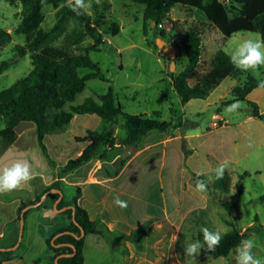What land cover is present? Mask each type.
Masks as SVG:
<instances>
[{"label":"rangeland","instance_id":"374dc122","mask_svg":"<svg viewBox=\"0 0 264 264\" xmlns=\"http://www.w3.org/2000/svg\"><path fill=\"white\" fill-rule=\"evenodd\" d=\"M65 5L62 4L58 8L50 5L44 8V20L41 24L43 30L51 31L55 28L59 19L57 12ZM85 14L99 19L100 22H117L120 33L116 36H105L101 51L89 53L90 58L99 64L106 81L100 79L88 81L85 90L72 104L80 105L88 98L97 99L98 96L112 88L115 99L124 112L132 115H147L149 118L175 123L185 116L189 121H196L200 127V134H204L202 138L191 143L197 148L196 153L185 167V173H181V168L178 166L176 178L177 184L181 180L184 183L189 182L188 174L190 175L192 171L203 174L204 177L192 176V189L184 197V221L182 224L178 221L174 229L169 228L167 259L156 264H176L177 256L179 264H235V250L227 258L208 259L207 251L204 249H201L196 258L185 257L184 245L196 241L198 232L203 228L219 231L222 237L232 228H236L241 233L247 232V239L252 238L256 242L257 247L253 250L255 254L264 257V87L254 90L248 97V101L258 105L261 119L252 116L253 107L248 102H243L246 108L238 113L226 114L224 111L227 106L225 103L233 99V87L244 84L249 75L264 81V67L256 73L241 72L235 77L227 78L219 88L211 92L207 99L192 100L183 112L179 98L174 92L170 74H180L188 61L183 47L178 43L177 36L172 31V25L168 21H163L161 24L163 28H161L154 21L146 20L145 7L131 0H102L100 5L93 2L92 7ZM22 18L23 6L20 0H0V28L12 35L11 43L0 52V65L3 63L9 65L0 75V92L27 76L33 68L30 53L21 54L14 50L15 46L25 44L24 36L17 32ZM169 18L182 27L207 21L201 11L190 12L179 6L171 11ZM77 27V21L73 19L65 21L52 35L51 45L66 47L75 54L84 53L79 48L93 43L89 36L76 46L67 43V36ZM161 30L167 32L166 38L163 39L177 50L173 71L170 69L172 61L169 56L157 48ZM259 38H262L261 35L251 32H239L229 38L216 30L207 32L203 36L200 74L203 75L209 71L212 57L218 51L223 50L230 55L231 51L243 40ZM80 72L85 75L91 70L81 69ZM194 81V79L190 80L191 83ZM164 90L168 92V100L162 94ZM213 114L220 115L221 122L218 118L213 120ZM77 118L72 126L65 129L70 135L83 132L84 125L90 130H95V119L84 115H78ZM189 121H184V127L192 126ZM3 128L4 125L0 123V131ZM32 128H37L34 123L23 122L16 128V133L26 135L20 142L23 140L27 142V160L32 172L46 173V160L38 145L37 133H32ZM97 129L100 130L101 126ZM117 129L122 132L119 126ZM115 134L119 135L120 132L116 130ZM46 145H48L47 142ZM77 146L75 141L69 142L67 153L72 159H74ZM183 147L185 148V142H183ZM153 157L155 160L152 163L148 161L144 168L148 169L146 175L155 180L162 169V160L160 154ZM17 159L14 158L12 163L18 161ZM224 161L228 162L225 172L230 176V187L227 192L215 187L217 178L214 169ZM8 166H11L10 161L4 164V167ZM2 170L3 163L0 166V171ZM175 170L176 164L172 163L169 157L162 169L163 177H168ZM197 180L207 182V191L195 190ZM30 183L37 184L35 180ZM176 190L177 187L173 191L167 190L169 212L175 204ZM240 190L244 192L242 195H239ZM74 192V189L67 190V193L73 194ZM16 193L12 191L2 194L0 200H5ZM154 193L153 190L152 195L145 200L151 199L154 203L156 198ZM19 194L28 200L29 194L26 190ZM223 202H236L238 208L227 210L222 206ZM44 203L47 205L52 202L46 199ZM3 219L0 217V221ZM164 250L162 246L160 251L163 253ZM154 253L152 251L150 254L152 259L156 256ZM154 263L151 260L146 264Z\"/></svg>","mask_w":264,"mask_h":264},{"label":"trees","instance_id":"16d2710c","mask_svg":"<svg viewBox=\"0 0 264 264\" xmlns=\"http://www.w3.org/2000/svg\"><path fill=\"white\" fill-rule=\"evenodd\" d=\"M23 6V18L18 27V34L24 36L25 44L17 45L14 50L21 54L30 53L32 70L27 76L17 80L12 86L0 92V123L4 128L0 131V154H3L17 140L16 128L23 122L34 123L37 127L38 145L51 167L55 163L51 159L45 138L49 134L61 132L69 127L73 118L77 115H97L102 120V128L99 131H88L84 138L78 141L89 142L81 155L70 159L66 166L59 172V180L39 194L35 200L22 202L17 222L20 223L21 211L41 200V197L51 191L60 190V178L68 172L74 171L80 166L100 158L103 161L113 160L109 153L112 150L122 151L127 148H138L143 137L150 131L165 132L172 127L177 128L172 122L160 121L145 115H132L123 111L116 101L112 88L97 99L88 98L80 105H73L77 96L81 94L87 82L93 79L106 81L99 64L95 63L89 56L91 52H100L104 45L105 36H116L120 33L119 24L115 21L109 23L100 22L87 14L77 15L67 6L58 12V23L51 31L41 28L44 20L43 10L52 5L58 8L66 4V0H20ZM145 7L146 20L154 21L156 25L168 21L172 25V31L176 34L178 43L183 47L187 58L184 70L176 75L170 74L173 88L179 97L181 104L186 105L192 100H205L211 92L218 88L221 83L229 77H235L242 71L236 69L230 62V55L223 50L218 51L210 63V69L201 75L199 70L202 63L203 36L209 31H218L224 37L229 38L239 32L257 33L264 38V0H131ZM181 7L188 11L199 10L205 17L206 22L192 23L182 27L173 22L169 16L175 7ZM73 19L78 22V27L67 36V43L71 46L80 44L85 37L89 36L93 43L79 48L82 54H75L66 47L51 45L52 35L61 25ZM167 32L161 30L160 37L166 38ZM12 41V35L0 28V52ZM8 63L0 65V75L8 68ZM81 69H89L90 73L82 75ZM194 79V83L190 80ZM260 80L252 75L247 76V81L232 89L233 98L242 102H248L252 107V116L261 119L258 105L248 101V96L257 88H260ZM168 100V92L162 91ZM233 99L225 103L229 105ZM124 121L122 131L124 136H116L115 132L120 121ZM110 150L103 154L105 145ZM118 149H114L115 146ZM128 159V158H127ZM123 160L122 167L126 160ZM216 189L227 192L230 187V176L224 173L222 179H217ZM71 204L75 208V221L73 222V211L64 212L70 223L62 226L47 237V249L53 253L52 263L56 264L57 257L73 254V256L60 257L59 264H84L85 237L90 234H99L98 226L92 221L88 212L78 204L80 189ZM243 190L239 191L242 195ZM58 198L59 195H49ZM46 206V203L39 208ZM222 206L227 210L237 209L238 204L223 202ZM67 207L64 199L60 201L57 209ZM27 215V213H26ZM25 215V217H26ZM81 230L85 236H80ZM69 232L71 234H65ZM60 233L54 243L53 239ZM248 233H241L232 228L225 234L219 247L213 251H207L208 259L227 258L236 249L241 240L247 239ZM197 240L203 242L202 230L198 232ZM72 245L73 248L69 247ZM5 260L11 259L15 252H0ZM42 256L35 259L34 264H40Z\"/></svg>","mask_w":264,"mask_h":264},{"label":"crops","instance_id":"0c3cea01","mask_svg":"<svg viewBox=\"0 0 264 264\" xmlns=\"http://www.w3.org/2000/svg\"><path fill=\"white\" fill-rule=\"evenodd\" d=\"M191 102L182 105L180 101L183 112ZM77 116L73 118L69 127L77 121ZM84 116L95 119V130H90L88 126L84 125L85 130L78 134L70 135L64 130L47 135L45 144L48 143L46 145L48 153L55 163V167H51L44 157L47 172L33 171L35 178L32 180L37 182L36 185L31 184V180L14 190L17 192L16 194L8 196L5 200H0V217L4 218L3 221H0L1 249L12 248L18 241L20 223L17 222V218L21 203L35 200L39 194L59 180V172L72 159L71 155L67 153L69 142L73 140L78 144L74 155L75 159L89 145L88 141H78L77 138H84L88 131L99 130L97 129L99 126L102 128L103 123L99 116L95 114ZM215 118H218L220 122L222 120L218 114H213L212 119L215 120ZM184 121L189 120L184 116L181 121L172 122L173 125L180 123L182 125H178L177 128L172 127L165 132L150 131L143 137L140 146L133 148L134 151L125 164L115 172L105 169L103 163H113L126 148L122 151L112 150L109 153L113 156L111 161L94 159L60 178L62 199L67 206H73L71 202L77 196L76 188H79L81 193L78 196V204L88 212L90 219L95 221L98 226L99 234H90L85 237L84 264H146L151 260L156 264L167 259L169 228L174 229L178 221L180 224L184 221V197L192 189V176L199 177L201 175L204 177L203 174L192 171L190 175L188 174L189 182L184 183L181 180L177 184L178 166L181 168L180 172L185 173V167L197 150L191 143L204 135L200 134V127L196 121H189L192 123L191 127H184ZM123 125L124 121H120L121 129ZM117 131L120 134H116V136H124L123 131L121 132L120 129ZM31 132L37 133V128H32ZM25 137L26 135L22 133L17 134L16 142L1 155L0 166L3 163V168H5L4 164L9 161L12 164L14 158H18V161L28 162L27 142L24 140L20 142ZM183 142H185V148ZM114 149H118V146L116 145ZM109 150L107 144L103 154ZM157 154H160L162 169L170 157L171 162L176 164V170L164 178L161 169L157 178L152 180L146 175L148 169L144 167L148 161L152 163L155 160L153 156ZM175 187H177L176 200L169 212L167 190L173 191ZM194 188L196 190V187ZM72 189L75 191L73 194L67 193V190L71 191ZM25 190L29 194L28 200L19 194ZM153 190L156 197L154 203L151 199L145 200L152 195ZM117 196L127 203L126 208H120L114 204V197ZM47 199L52 203L27 212L20 247L14 251L15 255L9 260H5L0 254V264H34L35 259L39 256H42L40 264L52 263L53 253L47 249L46 239L62 226L69 225L70 220L67 215L63 214L66 211L56 212L54 210V204L58 198L48 196ZM162 246L165 249L163 253L160 251ZM152 251L156 255L153 259L150 257Z\"/></svg>","mask_w":264,"mask_h":264},{"label":"clouds","instance_id":"9594fccd","mask_svg":"<svg viewBox=\"0 0 264 264\" xmlns=\"http://www.w3.org/2000/svg\"><path fill=\"white\" fill-rule=\"evenodd\" d=\"M93 2L96 5H100L102 0H66L65 6L77 15H82L92 7ZM230 62L242 72L256 73L261 67H264V38L243 40L238 47L231 51ZM259 86L264 87V81H261ZM244 108H246V105L241 100L233 98V103L227 105L224 111L226 114H233L240 112ZM227 167V161L217 165L214 169L217 179L223 178ZM34 178L35 175L27 161H16L11 166L5 167L0 171V194L17 190L22 184L30 182ZM195 187L197 191L205 192L207 191V182L205 180H197ZM114 204L120 208L127 207V203L118 196L114 197ZM202 232L203 242L196 240L184 245L186 258H196L200 254L201 249L213 252L219 247L222 239V234L219 231L203 228ZM256 247V242L252 238L241 240L235 249V264H264V257L257 256L253 251ZM176 264H179L178 256Z\"/></svg>","mask_w":264,"mask_h":264},{"label":"water","instance_id":"95a60500","mask_svg":"<svg viewBox=\"0 0 264 264\" xmlns=\"http://www.w3.org/2000/svg\"><path fill=\"white\" fill-rule=\"evenodd\" d=\"M222 2H224L225 0H221ZM157 48L160 49L162 51L163 54H165L166 56H169L170 60L172 61L171 62V65H170V69L171 71L174 70V67H175V59H176V54H177V50L176 48L173 46V45H168L167 42L163 39V38H160L158 40V43H157ZM134 149L132 147L130 148H127L126 150H124L120 156L113 162V163H109V162H104L103 163V167L105 169H107L108 171L110 172H115L121 165L122 161L129 158V156L133 153ZM50 194H57L59 195L58 199L56 200L55 204H54V210L56 212H64V211H67L69 209H71L73 211V222L76 223L75 221V208L74 206H67V207H64L60 210L57 209V206L58 204L60 203V201L62 200L63 198V192L59 189L57 190H51L47 193H45L42 197H41V200L38 202V203H35L33 205H29L27 207H25L22 211H21V215H20V232H19V238H18V241L16 243L15 246H13L12 248H0V252H10V251H16L20 245H21V242H22V239H23V233H24V229H25V215L26 213L31 210V209H35V208H39L44 202L45 200L47 199V197L50 195ZM77 224V223H76ZM62 234L64 233H60L58 234L52 241V243H54V241L60 237ZM65 234H71L69 232H65ZM77 239H81L85 236V232L83 230H81V235L80 236H77V235H74ZM69 247L73 248L72 245H69ZM65 256H73V254H69V255H63V256H60V257H65ZM60 257H57L56 260H55V263L56 264H59V259Z\"/></svg>","mask_w":264,"mask_h":264},{"label":"built area","instance_id":"2783aa9c","mask_svg":"<svg viewBox=\"0 0 264 264\" xmlns=\"http://www.w3.org/2000/svg\"><path fill=\"white\" fill-rule=\"evenodd\" d=\"M159 26H160L161 28H163V25L160 24Z\"/></svg>","mask_w":264,"mask_h":264}]
</instances>
